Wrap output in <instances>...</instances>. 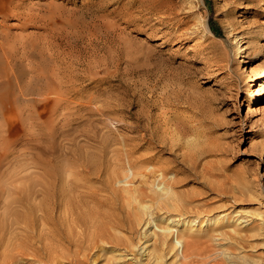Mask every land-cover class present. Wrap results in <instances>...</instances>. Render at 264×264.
I'll return each mask as SVG.
<instances>
[{
	"label": "rangeland",
	"instance_id": "rangeland-1",
	"mask_svg": "<svg viewBox=\"0 0 264 264\" xmlns=\"http://www.w3.org/2000/svg\"><path fill=\"white\" fill-rule=\"evenodd\" d=\"M241 1L0 0V264L25 234L17 264H264V0Z\"/></svg>",
	"mask_w": 264,
	"mask_h": 264
},
{
	"label": "bare ground",
	"instance_id": "bare-ground-1",
	"mask_svg": "<svg viewBox=\"0 0 264 264\" xmlns=\"http://www.w3.org/2000/svg\"><path fill=\"white\" fill-rule=\"evenodd\" d=\"M238 1H240V2H242V3L244 2V1H241V0H238ZM166 11H167V10H166ZM163 12H164V11H163ZM166 15H167V14H166ZM186 15H187V14H186ZM171 16H172V14H171ZM180 20H181V19H180ZM180 22H181V21H180ZM235 29H236V28H235ZM250 29H251V28H250ZM251 30H252V29H251ZM251 30H250V31H251ZM250 31H249V32H250ZM2 32H3V31H2ZM243 32H244V30L241 29L240 31L237 32V35H236V36L242 34ZM249 32H248V33H249ZM252 32H253V31H252ZM261 32H262V31H261ZM1 34H2V33H1ZM1 34H0V39H1V37L3 36V35H1ZM233 35H234V34H233ZM246 36H247V35H246ZM249 37H250V39L255 40V35H254V36H251V35H250V36H248V38H249ZM240 38H242V36H241ZM255 41H256V40H255ZM239 42H240V41H239ZM245 42H246V41H245ZM246 43H247V42H246ZM239 45H240V44H239ZM245 46H246V45H245ZM239 47L242 48V46H239ZM250 47H251V46H250ZM250 47H249V48H250ZM0 49H1V53H0V65H4L5 62H6V64L4 65V68H5V69L2 68V70H1V68H0V87H2V86H5L8 82H9V83L12 82V80L10 79V73L13 71V68H14L13 65H14V64L12 63V65L8 66V65H7V62H9V64H10V63L12 62V60L15 59V58H14V56H13L14 54L10 56V55L8 54L9 52L7 53V51L4 49V45L2 44L1 40H0ZM241 52H242V50H241ZM10 54H12V53H10ZM240 54H241L240 56H243V53H240ZM12 57H13V58H12ZM16 57H17V56H16ZM9 58H10V60H9ZM19 58H20V57H19ZM21 59H22V58H21ZM243 60H244V59H243ZM243 60L241 59L240 61H243ZM18 61H19V60H18ZM2 62H3V63H2ZM15 62H16V61H15ZM27 62H29V61H27ZM27 66H28V65H27ZM0 67H1V66H0ZM15 67H16V66H15ZM30 67H31V66H30ZM30 70H31V69H30ZM30 70H29V71H30ZM32 71H33V70H32ZM32 71H31V73H32ZM33 72H34V71H33ZM12 73H13V72H12ZM33 74H34V73H33ZM40 76H41V75H40ZM11 78H12V77H11ZM12 79H13V78H12ZM38 80H39V79H38ZM43 80H44V79H43ZM260 81H261V82H260ZM24 82H25V81H24ZM60 84H61V83H60ZM37 85H38V84H37ZM42 85H43V84H42ZM58 85H59V84H58ZM250 85H251V87H252V91H254V89H253L254 87H256V88L259 87V88H260V86H261V89H262V91H261V95H262V96H261V97H262V99L264 100V72H263L260 76H254V77L252 78V81L250 82ZM43 86H44V85H43ZM45 86H46V84H45ZM2 88H3V87H2ZM0 89H1V88H0ZM52 91H53V90H52ZM42 92H43V91H42ZM45 92H46V91H44V93H45ZM50 92H51V91H50ZM65 92H66V91H65ZM47 93L49 94V92H47ZM52 93H53V92H52ZM54 93H55V92H54ZM60 93H61V92H60ZM36 95H37V94H36ZM49 95H50V94H49ZM61 95H62V94H61ZM71 95H72V94H71ZM14 96H15V95H14ZM40 96H41V95H40ZM43 96H44V94H43ZM46 97H48V96H45L44 98H46ZM50 97H51V96H49V98H50ZM2 98H4V96H3V94H2L1 91H0V99H2ZM40 98H42V97H40ZM4 99H5V98H4ZM12 99H13V98H12ZM40 100H41V99H40ZM46 100H47V99H46ZM52 146H53V145H52ZM42 147H43V146H42ZM50 147H51V146H50ZM44 148H45V147H44ZM39 149H40V148H39ZM46 149H47V148H46ZM77 149H78V148H77ZM77 149H75V151H76ZM43 150H45V149H43ZM44 152H46V151H44ZM72 152H73V151H72ZM79 153H80V152H79ZM92 153H93V152H92ZM75 154H76V152H75ZM80 155H81V153H80ZM89 155H90V154H89ZM84 156H85V155H84ZM92 156H93V155H92ZM94 157H95V156H94ZM58 158H59V157H58ZM86 158H89V157H86ZM95 158H96V157H95ZM95 158H93V159L96 161ZM67 159H69V158H67ZM89 159H90V158H89ZM42 160H43V159H42ZM91 160H92V158H91ZM97 160H98V159H97ZM56 161H57V160H56ZM59 161H60V160H59ZM59 161H58V163H59ZM63 161H64V160H63ZM63 161H62V163H63ZM69 161H70V160H69ZM92 161H93V160H92ZM100 161H101V160H100ZM43 162H45V161H43ZM67 162H68V161H65V163H67ZM71 162H72V161H71ZM78 162H80V161H78ZM78 162H77V163H78ZM83 162H84V161H83ZM51 163H52V162H51ZM56 163H57V162H56ZM56 163H54V164H56ZM58 163H57V164H58ZM74 163H75V162H74ZM77 163H76V164H77ZM80 163H81V162H80ZM80 163H79V164H80ZM85 163H86V162H85ZM89 163H90V162H89ZM42 164H43V163H42ZM69 164L71 165V163H69ZM79 164H78V165H79ZM90 164L93 165V164H95V163H90ZM44 165H45V163H44ZM48 165H49V164H47V167H48ZM50 165L53 166V164H50ZM50 165H49V166H50ZM59 165H61V163H60ZM55 166H56V165H54V167H55ZM65 166H66V164H65ZM73 166H75V165H73ZM73 166H71V168H73ZM102 166H103V165H102ZM47 167H46V168H47ZM57 167H58V166H57ZM59 167H60V166H59ZM79 167H80V166H79ZM92 167H93V166H92ZM92 167H90V168H92ZM98 167H99V166H98ZM98 167L96 166V168H98ZM41 168H43V167H41ZM46 168H45V169H46ZM51 168H52V167H51ZM51 168H48V169H51ZM69 168H70V167H69ZM71 168H70V170H72ZM77 168H78V167H77ZM90 168L88 169V171L91 170V172L94 173V174H95V172H98V170L96 171V169H95V170H94L95 172H94V171H93L92 169H90ZM93 168H94V167H93ZM43 169H44V168H43ZM45 169H44V172H45ZM48 169H47V170H48ZM59 169H60V168H59ZM59 169H58V170H59ZM74 169H75V168H74ZM98 169H99V168H98ZM51 170H53V168H52ZM51 170H50V172H51ZM67 170H68V169H67ZM53 171H56V170H53ZM76 171H77V169H75V172H76ZM99 171H100V170H99ZM105 171H106V170H105ZM44 172H43V173H44ZM48 172H49V171H48ZM50 172H49L48 174L51 176V174H52L53 172H51V174H50ZM91 172H89V173H91ZM43 173H42V175H43ZM45 173H46V172H45ZM55 173H57V175H58L60 172L58 171V172H55ZM107 173H108V172H107ZM48 174H47V175H48ZM71 174L73 175V173H71ZM74 174H75V173H74ZM53 175H54V174H53ZM57 175H55L56 177L54 176V178L51 176V182H50V177L47 176L48 178L46 177V179H47V180L49 179L48 181H49V184H50V185L47 184L48 181H46V182H45L46 184L44 183L46 186H44V184H43V186H44L46 189H48L49 186H51V184H52L53 186H55V185H54L55 183L53 182V180L56 179V178L58 177ZM66 175H67V174H66ZM66 175H65V176H66ZM72 175H71V176H72ZM75 175H76V174H75ZM105 175H106V174H105ZM39 176H40V175H39ZM61 176H62V175H61ZM61 176H60V177H61ZM69 176H70V174H69V172H68V176H67V177H64V175H63V178H68ZM71 176H70V179L68 178V180H67L68 182H69V180H72V179H71ZM73 176H74V175H73ZM40 177H42V176H40ZM52 178H53V180H52ZM63 178H62V179H63ZM73 178H74V177H73ZM30 179H31V178H30ZM60 179H61V178H60ZM60 179H59V180H60ZM59 180H56V181H59ZM18 181H19V180H18ZM25 181H26V180H25ZM43 181H44V180H43ZM54 181H55V180H54ZM60 181H61V180H60ZM67 181H66V182H67ZM72 181H73V180H72ZM52 182H53V183H52ZM61 182H62V181H61ZM64 182H65V181H64ZM66 182H65V183H66ZM85 182H86V181H85ZM30 183H31V182H30ZM42 183H43V182H42ZM65 183H61V184H63V187H62V188H63V190H64V191L62 190L61 193L67 192V194H68V189H69V188H66L68 185H66L67 183H66V184H65ZM70 183H71V181H70ZM72 183H73V182H72ZM24 184H25V183H24ZM31 184H32V183H31ZM33 184H34V186H36L37 182H35V183H33ZM33 184H32V185H33ZM38 184H39V183H38ZM29 185H30V184H29ZM39 185H40V184H39ZM39 185H38V186H39ZM48 185H49V186H48ZM57 185H59V183H58ZM87 185H90V184L87 183ZM24 186H25V187L20 188V192L22 191L21 189L26 188V185H24ZM41 186H42V185H40V187H41ZM43 186H42V187H43ZM47 186H48V187H47ZM53 186H52V187H53ZM60 186H61V185H59V188H60ZM17 187H18V186H17ZM27 187H29V188H28L29 190H30V188H31L30 191L32 192V190H33L32 187H33V186H31V187H30V186H27ZM44 187H43V188H44ZM52 187H51V188H52ZM88 187H89V186H88ZM88 187H87V188H88ZM34 188H35V187H34ZM45 188H44V189H45ZM54 188H56V186H55ZM54 188H53L52 190H54ZM65 188L67 189V191H65V190H66ZM76 188H78V187L76 186ZM79 188H80V187H79ZM84 188H85V186H84ZM87 188H86V189H87ZM90 188H91V189H95L93 186H91ZM15 189H16V188H15ZM28 189H27V190L24 189V190L22 191V192L26 191V192H24V193H26V197H30V196H31V193H30V195H27V194H28V193H27V192H28ZM36 189H37V190H36ZM36 189L33 190L32 193H34V191H37V192L40 191V193H41V190H43V189L40 188V190L38 191V188H37V187H36ZM52 190H51V191H49V189H48V190H45V191H48L47 193H44L45 191L43 190L44 192L42 191L41 194L43 195V193H44V196H43V197H45L46 195H48V194L50 193V194H49V196H50L52 193L54 194V192H55L56 189L54 190V192H53ZM59 190H61V188H60ZM70 190H71V189H70ZM75 190L77 191V189H75ZM78 190H79V189H78ZM88 190H90V189H88ZM95 190H96V189H95ZM57 191H58V190H57ZM76 191H74L73 193H71V195L74 194V196L76 197V196H77V194L75 193ZM97 191H98V189L96 190V193H97ZM22 192H21V194H23ZM37 192H35V193L37 194ZM58 192H59V191H58ZM70 192H72V190H71ZM70 192H69V193H70ZM78 192H82V191H78ZM89 192H90V191H89ZM7 193L9 194V192H7ZM35 193H34V194H35ZM40 193H39V195H40ZM59 193H60V192H59ZM59 193H58V194H59ZM90 193H92V192H90ZM93 193H94V191H93ZM96 193H95V194H96ZM19 194H20V193H19ZM45 194H46V195H45ZM53 194H52V195H53ZM55 194H56V192H55ZM75 194H76V195H75ZM86 194H87V193H86ZM37 195H38V194H37ZM52 195H51V198L49 197L51 200H52ZM63 195H64V194H63ZM65 195H66V193H65ZM71 195L69 194L68 197H72ZM88 195H90V194H88ZM92 195H93V194H92ZM98 195H99V194H97V196H98ZM34 196H36V195H32L33 198H34ZM66 196H67V195H66ZM81 196H82V195H81ZM84 196H85V195H84ZM90 196H91V195H90ZM46 197H47V196H46ZM53 197H54V199H55V196H53ZM68 197H67V198L64 197V198H66V199H64V200L69 199V200L71 201V198H68ZM87 197H88V196H87ZM16 198H18V197H16ZM16 198H15V200H18V199H16ZM22 198H23V196H22ZM22 198H21V199H22ZM24 198H25V194H24ZM33 198H32V199H33ZM40 198H41V197H40ZM62 198H63V196H62ZM88 198H91V197H88ZM101 198H102V197H101ZM12 199H13V198H12ZM19 199H20V198H19ZM41 199H42V198H41ZM44 199H45V198H44ZM46 199H47V198H46ZM46 199H45V200H46ZM54 199H53V200H54ZM73 199H74V198H73ZM76 199H78V198H76ZM85 199H86V198H85ZM15 200L13 199V202H15ZM25 200L27 201V198H26ZM25 200H23V202H24ZM28 200H29V199H28ZM33 200H34V199H33ZM51 200L44 201V200L42 199L41 201H42V202H49V201L51 202ZM53 200H52V201H53ZM80 200H81V199H80ZM86 200H89V199H86ZM96 200H97V199H95V201H96ZM99 200H100V199H99ZM18 201H19V200H18ZM18 201H17V202H18ZM34 201H35V200H34ZM74 201H75V200H74ZM74 201H73V202H74ZM77 201H78V200H77ZM92 201H93V200H92ZM100 201H101V200H100ZM104 201H105V200H104ZM11 202H12V201H11ZM27 202H28V201H27ZM27 202H26V203L24 202V203L27 205V204L29 203V202H28V203H27ZM59 202H60V204H61L60 198H59ZM59 202L57 203L58 206H59ZM67 202H68V201H67ZM78 202H79V201H78ZM81 202H82V201H81ZM102 202H103V201H102ZM24 203H23V204H24ZM51 203H52V202H51ZM51 203H50V204H51ZM54 203H55V201H54ZM62 203H63V202H62ZM64 203H65V202H64ZM64 203H63V204H64ZM68 203H69V202H68ZM97 203H98V202H97ZM17 204H18V203H17ZM21 204H22V203H21ZM29 204H30V203H29ZM29 204H28V205H29ZM34 204H35V203H34ZM50 204L46 203V205H48V206H49ZM52 204H53V203H52ZM65 204H66V203H65ZM65 204H64V205H65ZM69 204L71 205V202H70ZM75 204H76V203H75ZM75 204H73V205H75ZM80 204H81V203H80ZM94 204H95V203H94ZM94 204H93V205H94ZM98 204H99V203H98ZM28 205H27V208H28ZM44 205H45V204H44ZM44 205H43V206H44ZM46 205H45V208H47ZM70 205H69V206H70ZM73 205H71V206H73ZM76 205H77V204H76ZM19 206H20V205H19ZM29 206H31V208H32V205H29ZM33 206H34V205H33ZM50 206H51V205H50ZM50 206H49V207H50ZM83 206H84V205H83ZM83 206H82V207H83ZM95 206H96V205H95ZM105 206H106V204H105ZM56 207H57V206H56ZM75 207H76V206H75ZM78 207H80V205H79ZM84 207H85V206H84ZM84 207H83V208H84ZM86 207H87V206H86ZM90 207H91V206H90ZM93 207H94V206H93ZM99 207H101V206H99ZM17 208H18V207H17ZM21 208H22V207H21ZM23 208H26V207H24V205H23ZM34 208H35L34 212H35V215H36V214H37V208H38V207H34ZM43 208H44V207H43ZM45 208H44V209H45ZM52 208H53V206H52ZM52 208L50 207V209H52ZM54 208H55V207H54ZM54 208H53V210H54ZM57 208H58V207H57ZM65 208H67V204H66V207H65ZM76 208H77V207H76ZM80 208H81V207H80ZM96 208H97V206H96ZM102 208H103V207H102ZM8 209H10V208L8 207ZM28 209H30V207H29ZM28 209H27V210H28ZM70 209H73V208L70 207ZM70 209H69V207L67 208V210H69L70 213H71L74 209H73L72 211H71ZM81 209H82V208H81ZM93 209H94V208H93ZM10 210H11V209H10ZM12 210H13V209H12ZM12 210H11V211H12ZM17 210H18V209H17ZM47 210H49V208H48ZM47 210H46V211H47ZM58 210H59V209H58ZM83 210H84V209H83ZM86 210H87V209H86ZM91 210H92V207H91ZM91 210L88 211L89 213L91 212L90 214L88 213V215L93 214V210H92V211H91ZM103 210H105V209H103ZM8 211H9V210H8ZM11 211H10V215H13V214H11ZM23 211H24V210H23ZM39 211H40V209H39ZM43 211H44V210H43ZM49 211H50V210H49ZM51 211H52V210H51ZM69 211L66 212V213H67V216H68ZM53 212H55V210H54ZM60 212H61V210H60ZM64 212H65V211H64ZM64 212H63V213H64ZM73 212H74V211H73ZM77 212H78V211H77ZM85 212H86V211H84V213H85ZM95 212H96V211H95ZM95 212H94V213H95ZM100 212H101V211H100ZM13 213H14V212H13ZM16 213H17V212H16ZM27 213H28V212H27ZM30 213H31V215L33 214L32 211H31ZM58 213H59V212H57V214H58ZM84 213H83V214H84ZM86 213H87V212H86ZM109 213H111V212H109ZM28 214H29V213H28ZM28 214H27V216H28ZM46 214H47V219H46V220L50 219L51 217L48 218V217H49V216H48V213H46ZM46 214H45V215H46ZM54 214H55V213H54ZM64 214H65V213H64ZM64 214H63V215H64ZM80 214H82V213H80ZM10 215H8V216H10ZM14 215H15V217H16L18 220L23 219V218L21 217L23 214L21 215V213H20V215H21L20 217L18 216V213H17V216H16V214H14ZM33 215H34V214H33ZM33 215H32V216H33ZM35 215H34V216H35ZM45 215H44V216H45ZM55 215H56V214H55ZM58 215H59V214H58ZM60 215H62V214H60ZM65 215H66V214H65ZM70 215H72V220H71V221H74L73 219H74L75 217H77V216L74 217V215H76V213H75V214L73 213V214H70ZM77 215L79 216V214H77ZM96 215H97V214H96ZM107 215H108V214H107ZM111 215H112V214H111ZM114 215H115V214H113V216H114ZM224 215H225V213H223V214L221 213V214H219V215L213 217V219H211V221L215 222V221L219 220L220 218H223ZM23 216L26 217V218H28L27 216H25V213H24ZM32 216H31V217H32ZM83 216H84V215H82V217H83ZM92 216H95V215L93 214ZM103 216H104V214H103ZM103 216H101V217H102L103 220H104V217H103ZM115 216H116V215H115ZM181 216H182V215H181ZM181 216H180V217H181ZM11 217H13V216H11ZM15 217H14V219H16ZM29 217H30V216H29ZM31 217H30V221L32 222ZM82 217H81V218H82ZM86 217H89V216H86ZM86 217H83V218L86 219ZM95 217L98 218L97 216H95ZM95 217H94V218H95ZM110 217H111V216H110ZM173 217H174V216H173ZM173 217H171V219L169 218L170 220H169L168 222H169V223H174L175 225H180L182 219L179 220L178 218H173ZM177 217H178V216H177ZM209 217H210V216H209ZM242 217H244V216H242ZM245 217H246V216H245ZM19 218H20V219H19ZM26 218H25V221H28L29 218H28V220H26ZM38 218H39V217H38ZM62 218H63V217H62ZM64 218H65V216H64ZM64 218H63V219H64ZM77 218H78V217H77ZM81 218H80V216H79V219H80L79 221L82 222V225H83V222H84V221H81V220H82ZM92 218H93V217H92ZM111 218H112V217H111ZM7 219H8V217H7ZM10 219H11V218H10ZM51 219H53V218H51ZM59 219H60V218H59ZM59 219H56V220H59ZM63 219H62V220H63ZM69 219H70V218H69ZM69 219H68V220H69ZM88 219H91V218L89 217ZM99 219H100V218H99ZM106 219H107V218H106ZM206 219H207V218H206ZM5 220H6V219H5ZM18 220H17L16 222H18ZM66 220H67V217H66ZM68 220H67L66 222H68ZM75 220H76V219H75ZM113 220H115V219H113ZM209 220H210V219H207L206 222H205V221H202V223H201L202 226H203V225H204V226L207 225V224L209 223ZM13 221H14V220H13ZM13 221H12V222H13ZM25 221H24V222H25ZM40 221H41V219H40ZM40 221H38V223H39ZM48 221H49V220H48ZM50 221H53V220H50ZM54 221H55V220H54ZM69 221H70V220H69ZM71 221H70V222H71ZM76 221H78V219H77ZM88 221H89V220H88ZM90 221H91V220H90ZM97 221H99V220H97ZM116 221H117V220H116ZM248 221H249V219H247V217H246V218H240L239 223H242V224H245V225H246V223H248ZM7 222H10V221H7ZM16 222L14 221V223H16ZM21 222H23V221L21 220ZM63 222H65V221H63ZM91 222H92V221H91ZM94 222H95V221H94ZM112 222H113V221H112ZM4 223H5V222H4ZM4 223H3V225H4ZM14 223H13V224H14ZM35 223H36V222H35ZM40 223H41V222H40ZM52 223H53V222H52ZM61 223H62V222H61ZM75 223H77V222H75ZM95 223H96V222H95ZM13 224H12V225H13ZM17 224H20V223H17ZM27 224H28V223H27ZM30 224H31V223H30ZM54 224H55V223H54ZM66 224H67V223H65V226H66ZM70 224H74V223L71 222ZM79 224H81V223L78 222V225H79ZM90 224H91V223H90ZM92 224H93V223H92ZM103 224H104V222H103ZM106 224H107V223H106ZM184 224L193 225V226H199V223H198V220H197V219H188V220H185V221H184ZM23 225H24V224H23ZM25 225H26V223H25ZM28 225H29V224H28ZM28 225H26V226H28ZM43 225H45V224H43ZM55 225H56V224H55ZM57 225H58V224H57ZM67 225H68V224H67ZM78 225L76 224L75 226H78ZM82 225H81V226H82ZM86 225H87V223H86ZM113 225H114V224H113ZM17 226H18V227H19V226H22V224H21V225H17ZM17 226H15V228H18ZM47 226H48V225H47ZM49 226H50V225H49ZM61 226H62V225H61ZM65 226H64V227H65ZM72 226H73V225H72ZM72 226L70 225V227H72ZM88 226H89V224H88ZM98 226H99V225H98ZM108 226H109V225H108ZM110 226H111V225H110ZM29 227H30V226H29ZM34 227H35V225H34ZM39 227H40V226H39ZM68 227H69V225H68ZM73 227H74V226H73ZM79 227H80V225H79ZM82 227H83V226H82ZM82 227H80V228H82ZM94 227H95V226H94ZM13 228H14V227H13ZM20 228L22 229V227H20ZM26 228H28V227H26ZM43 228H44L43 230L45 231L46 226L43 227ZM49 228H50V227H49ZM52 228H53V227H52ZM52 228H50V229L52 230ZM55 228H56V227H55ZM62 228H63V226H62ZM65 228H66V227H65ZM65 228H64V229H65ZM74 228H75V227H74ZM96 228H98V227H96ZM96 228H95V229H96ZM104 228H105V227H104ZM24 229H25V228H24ZM24 229H23V230H24ZM28 229H30V228H28ZM35 229H36V228H35ZM40 229H41V227H40ZM82 229H84V228H82ZM106 229H107V228H106ZM17 230H18V229H17ZM31 230H32V229H31ZM59 230H60V229H59ZM72 230H74V229H72ZM76 230H77V229H76ZM79 230H80V229H79ZM107 230H108V229H107ZM24 231H25V230H24ZM52 231H54V230H52ZM52 231H50V232H52ZM57 231H58V230L56 229V232H54V233H57ZM69 231H71V229H70ZM82 231H83V230H82ZM110 231H111V230H110ZM25 232H26V231H25ZM29 232H30V231H29ZM29 232H28V233H29ZM32 232H33V230H32ZM38 232H39V230H38ZM40 232H41V231H40ZM42 232H43V231H42ZM50 232H49V230H48V233H50ZM59 232H61V230H60ZM73 232H75V230H74ZM78 232H79V231H78ZM78 232H77V233H78ZM100 232H102V231L100 230ZM103 232H104V231H103ZM105 232H106V231H105ZM111 232H112V231H111ZM18 233H19V232H18ZM21 233H23V232H21ZM30 233H31V232H30ZM34 233H35V231H34ZM64 233H65V231H64ZM80 233H81V232H80ZM96 233H98V232H96ZM16 234H17V232H16ZM24 234H25V233H24ZM45 234H47V229H46V233H45ZM50 234H52V233H50ZM58 234H59V235H58ZM58 234H54V235H56V236L58 235V237L61 236L60 233H58ZM61 234H63V233H61ZM66 234H67V235H71V234L73 235V233L68 234L67 232H66ZM82 234H83V233H82ZM98 234H99V233H98ZM102 234H106V233H102ZM112 234H113V233H112ZM14 235H15V233H14ZM19 235H20V234H19ZM28 235H29V234H28ZM39 235H40V234H39ZM43 235H44V234H43ZM67 235H66V237H67ZM78 235H79V234H78ZM78 235L76 234V236H78ZM95 235H96V234H95ZM99 235L102 236L101 234H99ZM110 235H111V234H110ZM195 235H196V236H199V235H197V234H195ZM16 236H17V235H15V237H16ZM20 236H21V235H20ZM24 236H26L25 240L27 239V240H26V242H27V241L29 240V238H30L32 235H30V237H29V236H27V234H25V235H23L21 238H23ZM36 236H37V235H36ZM45 236H47V235H45ZM52 236H53V234H52ZM52 236H51V238L53 239L54 236H53V237H52ZM62 236H64V234H63ZM73 236H74V235H73ZM73 236H72V238H73ZM79 236H80V235H79ZM104 236H105V235H104ZM116 236H117V235H116ZM27 237H28V238H27ZM32 237H33V236H32ZM81 237H82V235H81ZM83 237H86V236H83ZM94 237L96 238V236H94ZM94 237H93V238H94ZM113 237H114V236H113ZM18 238H19V237H18ZM21 238H19V239H21ZM33 238H34V237H33ZM35 238H36V237H35ZM38 238H39V237H38ZM44 238H46V237H44ZM47 238H48V237H47ZM49 238H50V236H49ZM56 238H57V237H55V239H54V240H56V241H51V242H56L57 244H59V242H58L57 239H59V241H61V240H60L61 238H57V239H56ZM70 238H71V237H70ZM70 238H68V240L71 241ZM77 238H78V237H77ZM87 238H88V237H87ZM98 238H99V237H98ZM102 238H103V237H102ZM116 238H117V237H116ZM196 238H197V237H196ZM16 239H17V238H16ZM66 239H67V238H66ZM79 239H80V238H79ZM82 239H83V238H82ZM99 239H100V238H99ZM108 239H109V238H108ZM120 239H121V238H119L118 241H119ZM21 240H23V239H21ZM31 240L33 241L32 238H31ZM31 240H29V242H30ZM35 240H36V239H34V241H35ZM40 240H41V239H40ZM42 240H43V239H42ZM44 240H45V239H44ZM49 240H51V239H49ZM68 240H67V241H68ZM72 240H73V239H72ZM74 240H75V238H74ZM84 240H85V239H84ZM97 240H98V239H97ZM122 240H123V239H122ZM17 241L20 242V240H18V239H17ZM32 241H31V242H32ZM34 241H33V243H34ZM63 241H65V240H63ZM77 241H78V239H77ZM93 241H94V240H93ZM106 241H107V238H106ZM114 241H115V239H114ZM11 242H12V241H11ZM11 242H10V243H11ZM26 242H25V241L22 242V244H23V248L21 247V246H22L21 242L19 243V244H21V246H18V247H20V249H21V248H22V249L19 250V252H17L18 254H17V253H16V254H15V253H11V255H13V256H10L11 258H10V260H9V262H10L9 264H13V263H15V260L17 261V260H20V259H21V257L23 256V253H25V252H23V250H24V248H25L24 246H25L27 243H29V242H27V243H26ZM43 242L46 244V241H43ZM49 242H50V241H49ZM49 242H47V243H49ZM51 242H50V243H51ZM84 242H85V241H84ZM88 242H89V241H88ZM24 243H25V245H24ZM35 243H36V242H35ZM41 243H42V242H41ZM50 243H49V244H50ZM79 243H80V242H79ZM79 243H77V244H79ZM11 244H12V243H11ZM19 244H18V245H19ZM38 244H40V243H38ZM49 244H48V245H49ZM51 244H52V243H51ZM51 244H50L49 247H48V248H50V249L52 248L51 251L54 250V249H57V248H53V247L51 246ZM60 244H61V247H62V245H64V244H62V243H60ZM80 244H81V243H80ZM83 244H84V243H83ZM83 244H82V245H83ZM13 245H14V244H13ZM32 245H33V244H32ZM42 245H43V244H42ZM48 245H47V246H48ZM52 245H54L55 247H58V246H56L55 244H52ZM27 246H28V245H27ZM29 246H30V244H29ZM36 246H37V245H36ZM45 246H46V245H45ZM47 246H46V247H47ZM50 246H51V247H50ZM78 246H79V245H78ZM33 247H34V246H33ZM46 247H45V248H46ZM61 247H60V248H61ZM79 247H80V246H79ZM81 247H82V246H81ZM60 248H59V249H60ZM63 248H65V247H63ZM66 248H67V247H66ZM13 249L15 250V248H13ZM26 249L28 250L29 248L27 247ZM31 249H33V248H31ZM38 249H39V251H40V248H38ZM43 249H44V248H43ZM50 249H49V251H50ZM71 249H72V248H71ZM44 250L47 251L48 249L46 248V249H44ZM67 250H68V249H67ZM77 250H78V248H77ZM16 251H17V249H16ZM33 251H34V252H33ZM33 251L31 250V252H33V253H31L32 255L35 254V250H34V249H33ZM36 251H37V250H36ZM49 251H48V252H49ZM62 251H63V249H62ZM69 251H70V250H69ZM13 252H14V251H13ZM42 252H43V251H42ZM44 252H45V251H44ZM54 252H55V250H54ZM65 252H66V251H65ZM67 252H68V251H67ZM74 252H75V251H74ZM78 252H79V251H78ZM26 253H27V252H26ZM36 253H37V252H36ZM57 253H58V252H57V250H56V253H53V254H57ZM60 253H61V251H60ZM70 253L72 254V252H70ZM70 253H68V254H70ZM76 253H77V252H76ZM128 253H129V252H128ZM131 253H132V252H131ZM9 254H10V253H9ZM9 254H7V256H8ZM28 254H30L29 250H28ZM31 254H30V255H31ZM39 254H40V253H39ZM39 254H36V255L39 256ZM45 254H46V253H45ZM51 254H52V253H51ZM51 254H50V256H48L49 254L47 255V256H48V259L51 258V259L49 260L50 263H51L52 261H53V262L56 261L55 259L52 260L53 255H52V257H51ZM66 254H67V253H66ZM66 254H65V255H66ZM68 254H67V255H68ZM71 254H70V255H71ZM132 254H133V253H132ZM5 255H6V254H5ZM32 255H31V256H32ZM41 255H42V254H41ZM62 255H63V254H62ZM62 255L60 254V256H62ZM47 256H45V257H47ZM56 256H57V255H56ZM8 257H9V256H8ZM49 257H50V258H49ZM58 257H59V256H58ZM62 257H63V256H62ZM64 257H65V256H64ZM64 257H63V258H64ZM76 257H77V256H76ZM36 258H38V257H36ZM55 258H57V257H55ZM60 258H61V257H60ZM72 258H73V257H72ZM129 258H130V257H129ZM39 259H40V257H39ZM42 259H43V258H42ZM65 259H66V258H65ZM54 260H55V261H54ZM57 260H58V259H57ZM68 260H70V259H68ZM5 261H6V260H5ZM20 261H22V260H20ZM60 261H61V260H60ZM70 261H71V260H70ZM74 261H75V260H74ZM77 261H78V258H77ZM23 262H25V261H23ZM36 262H37V261H36ZM39 262H40V261H39ZM46 262H47V261H46ZM46 262H45V263H46ZM53 262H52V263H53ZM2 263H4V262H2ZM27 263H28V262H27ZM48 263H49V262H48ZM15 264H17V263H15ZM39 264H40V263H39Z\"/></svg>",
	"mask_w": 264,
	"mask_h": 264
},
{
	"label": "trees",
	"instance_id": "trees-1",
	"mask_svg": "<svg viewBox=\"0 0 264 264\" xmlns=\"http://www.w3.org/2000/svg\"><path fill=\"white\" fill-rule=\"evenodd\" d=\"M213 27V26H212Z\"/></svg>",
	"mask_w": 264,
	"mask_h": 264
}]
</instances>
